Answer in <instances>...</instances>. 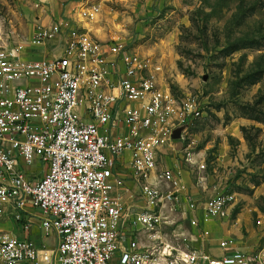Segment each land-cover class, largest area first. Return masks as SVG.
Instances as JSON below:
<instances>
[{
  "label": "built area",
  "instance_id": "1",
  "mask_svg": "<svg viewBox=\"0 0 264 264\" xmlns=\"http://www.w3.org/2000/svg\"><path fill=\"white\" fill-rule=\"evenodd\" d=\"M37 49L48 53L28 59ZM51 51V52H50ZM157 88L146 61L121 41L101 42L68 22L25 38L0 16V219L43 239L6 235L3 264H264V250L217 240L210 226L235 197L193 193L184 169L159 157L176 121L199 116ZM43 175L28 171L36 162Z\"/></svg>",
  "mask_w": 264,
  "mask_h": 264
},
{
  "label": "rangeland",
  "instance_id": "2",
  "mask_svg": "<svg viewBox=\"0 0 264 264\" xmlns=\"http://www.w3.org/2000/svg\"><path fill=\"white\" fill-rule=\"evenodd\" d=\"M0 16L25 38L60 20L134 49L159 91L200 109L175 122L160 165L183 168L191 186L203 179L206 198L234 196L217 230L239 249L264 250V0H0ZM22 230L0 219V242Z\"/></svg>",
  "mask_w": 264,
  "mask_h": 264
},
{
  "label": "crops",
  "instance_id": "3",
  "mask_svg": "<svg viewBox=\"0 0 264 264\" xmlns=\"http://www.w3.org/2000/svg\"><path fill=\"white\" fill-rule=\"evenodd\" d=\"M51 52V51H50ZM48 52L44 49H37V50H33L29 55H28V59H31V60H38V59H42ZM35 166L31 167V168H28L29 172H31V170L34 168ZM169 167V166H168ZM172 167H176V166H172ZM32 173V172H31ZM185 180L188 182L189 184V188L191 189V191L193 193H197V190L194 188V185H190V182L186 176V173H185ZM30 215H29V223H30V231H23L18 233L19 236H16V235H13V236H16V237H19V238H29L30 240L34 241L39 247H43L45 246L47 249H54L56 248L57 246V241H58V238L57 236H52L51 238L49 239H43L41 237V230H40V214L37 210H34V209H30ZM9 217V216H8ZM218 221L214 222L211 226H210V230L212 231V234H213V237H214V242L212 244V248L210 249V251L213 253L214 251V246L217 245V240H219L218 238H225V236L223 235V233L221 232V230H217L218 228V224L217 223ZM218 249V247H217ZM244 250V249H243ZM214 254V253H213ZM216 255V254H214ZM222 255V252L220 255H216V256H221Z\"/></svg>",
  "mask_w": 264,
  "mask_h": 264
}]
</instances>
